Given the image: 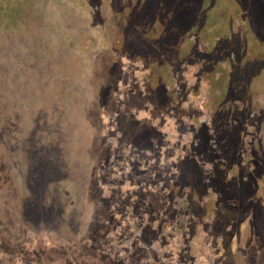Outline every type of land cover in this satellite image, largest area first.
Returning a JSON list of instances; mask_svg holds the SVG:
<instances>
[{
    "label": "rangeland",
    "instance_id": "rangeland-1",
    "mask_svg": "<svg viewBox=\"0 0 264 264\" xmlns=\"http://www.w3.org/2000/svg\"><path fill=\"white\" fill-rule=\"evenodd\" d=\"M0 264H264V0H0Z\"/></svg>",
    "mask_w": 264,
    "mask_h": 264
},
{
    "label": "flooded vegetation",
    "instance_id": "flooded-vegetation-1",
    "mask_svg": "<svg viewBox=\"0 0 264 264\" xmlns=\"http://www.w3.org/2000/svg\"><path fill=\"white\" fill-rule=\"evenodd\" d=\"M250 161V160H249ZM252 166V164L251 163H249V167H248V171L245 173V176L246 177H251V176H254V177H257L256 176V172L257 171H261V170H253V171H251V169L249 170V168ZM258 178V177H257ZM261 183V180L259 181L258 180V182L256 183V181H254V184L252 185V187H256V189H254L256 192L257 191H259V189H260V187H263V183L262 184H260ZM249 187H251V186H249Z\"/></svg>",
    "mask_w": 264,
    "mask_h": 264
}]
</instances>
